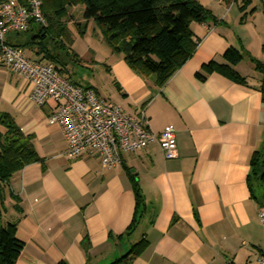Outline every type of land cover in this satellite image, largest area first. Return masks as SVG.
I'll return each mask as SVG.
<instances>
[{"label":"crops","instance_id":"1","mask_svg":"<svg viewBox=\"0 0 264 264\" xmlns=\"http://www.w3.org/2000/svg\"><path fill=\"white\" fill-rule=\"evenodd\" d=\"M196 1L212 17L191 24L195 54L164 87L113 51L102 63L113 93L68 69L71 81L127 115L144 108L156 133L173 125L178 159L165 160L158 142L124 154L112 169L94 156L69 158L64 133L48 121L54 103L35 105L30 86L0 63V134L8 131L6 117L31 137L41 159L0 181V231L17 223L24 243L16 264H111L132 252V264H258L264 183L251 175V159L264 155V7L261 0ZM30 35L11 32L6 40L22 46ZM229 48L243 54L234 70L244 83L216 72L205 81L195 77L204 64H223ZM135 187L143 199L138 217Z\"/></svg>","mask_w":264,"mask_h":264},{"label":"trees","instance_id":"2","mask_svg":"<svg viewBox=\"0 0 264 264\" xmlns=\"http://www.w3.org/2000/svg\"><path fill=\"white\" fill-rule=\"evenodd\" d=\"M24 2L26 0H19ZM43 15L47 26L30 21L29 40L24 45H14L30 49L38 57L34 62L45 61L54 64L56 69L75 86L91 88L71 81L69 66L80 62L72 50L73 32L70 30L72 17L69 8L84 7V24L76 22L80 34H86V27L93 22L104 36V41L114 53L124 56L127 65L144 77L151 75L155 84L162 88L171 77L184 66L197 49L191 24L211 19L209 12L196 0H41ZM85 28V29H84ZM11 45V44H10ZM25 52V51H24ZM30 59V58H28ZM224 63L216 61L204 64L195 77L205 81L214 72L237 82L244 83L245 78L238 75L234 67L243 59L240 50L229 48L225 52ZM81 63V62H80ZM257 69H261L258 65ZM72 71V70H70ZM3 124L8 129L0 134V181H9L17 172L31 163L40 162L37 151L32 146L31 137H26L20 129L6 117ZM254 179L264 183V155L255 152L251 159ZM136 205L137 214L142 205L139 189ZM135 216L134 222H137ZM135 224V223H134ZM17 223H9L0 231V264H16L24 243L18 240ZM135 252L124 255L111 264H132ZM59 264H67L59 262Z\"/></svg>","mask_w":264,"mask_h":264},{"label":"built area","instance_id":"3","mask_svg":"<svg viewBox=\"0 0 264 264\" xmlns=\"http://www.w3.org/2000/svg\"><path fill=\"white\" fill-rule=\"evenodd\" d=\"M264 7V0H261ZM41 0H4L0 3V63L30 86L29 97L38 107L54 103L48 121L60 127L67 140L66 156L97 157L109 169L134 153L158 142L165 160L179 158L176 128L167 125L156 133L142 108L138 115L126 114L117 104L100 98L94 89L74 85L54 64L28 59L22 48L7 43V34L23 33L30 21L46 27ZM259 220L264 229V206ZM264 264V254L257 260Z\"/></svg>","mask_w":264,"mask_h":264},{"label":"rangeland","instance_id":"4","mask_svg":"<svg viewBox=\"0 0 264 264\" xmlns=\"http://www.w3.org/2000/svg\"><path fill=\"white\" fill-rule=\"evenodd\" d=\"M202 1L207 3L205 0ZM83 12L84 7L82 6L69 8V19L72 16V20H76L78 24H84ZM238 14L239 13L235 11V13L230 15V18L233 19ZM70 26V29L74 33L72 43L73 50L78 52L84 58L81 63L76 61L75 63L72 62L70 64L69 69L73 71V78L83 82L84 84L92 83L100 85V87H102L104 92L107 94L113 93L115 85L112 84V81H110L104 71V68L102 67L103 60L105 57L108 58L112 51L108 44L104 41L103 33L96 27L93 28L88 25L86 27V30L88 29V33L82 35L76 30L77 27L74 23ZM93 52L97 53L94 62L92 61V57L90 60H87L88 54L93 56Z\"/></svg>","mask_w":264,"mask_h":264}]
</instances>
